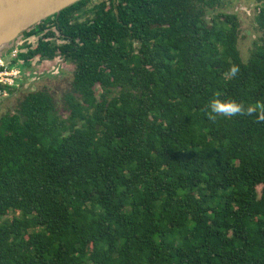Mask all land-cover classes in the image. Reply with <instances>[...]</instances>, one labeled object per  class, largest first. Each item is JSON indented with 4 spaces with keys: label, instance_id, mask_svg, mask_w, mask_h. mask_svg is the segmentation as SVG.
<instances>
[{
    "label": "trees",
    "instance_id": "16d2710c",
    "mask_svg": "<svg viewBox=\"0 0 264 264\" xmlns=\"http://www.w3.org/2000/svg\"><path fill=\"white\" fill-rule=\"evenodd\" d=\"M89 1L54 15L67 117L44 90L0 116V264H264V41L242 61L224 0Z\"/></svg>",
    "mask_w": 264,
    "mask_h": 264
},
{
    "label": "flooded vegetation",
    "instance_id": "af4514ba",
    "mask_svg": "<svg viewBox=\"0 0 264 264\" xmlns=\"http://www.w3.org/2000/svg\"><path fill=\"white\" fill-rule=\"evenodd\" d=\"M101 2L108 6L111 3V0H90L87 5L93 7ZM91 7L83 10L86 12V14H84L82 11L74 13L73 17L69 20L70 23L78 22V20L81 21L84 18L91 19ZM57 19V16L54 15L47 17L36 24H40V28L34 25L33 27L22 32L10 44L5 55L7 57L8 51L12 48H16L19 52V56L13 61V63L21 64L24 68V73L22 72L23 76L20 80L19 86L16 89H11L8 91V97L9 95H15L18 92L23 93L24 97L27 95V93L35 92L37 91L36 89H41L43 86H46L45 88H47L48 85L51 86L57 81L67 78L72 79L75 70L74 63L73 61H70V59L65 58L61 52L62 47H66L70 39L64 36L60 28L53 22ZM46 30H48L47 36L49 37L41 36V34ZM51 37H55L57 39L52 40ZM58 39L65 40L67 43L60 45V43H58ZM40 44L54 47V49H56L55 56L48 59L41 58L40 55H31V53L37 49ZM31 88H35V90H31Z\"/></svg>",
    "mask_w": 264,
    "mask_h": 264
},
{
    "label": "rangeland",
    "instance_id": "374dc122",
    "mask_svg": "<svg viewBox=\"0 0 264 264\" xmlns=\"http://www.w3.org/2000/svg\"><path fill=\"white\" fill-rule=\"evenodd\" d=\"M260 6L253 0H224L221 7L209 13L207 16V19H212L215 16L221 18L226 14L236 17L238 23L237 49L242 61H246L250 57L255 48V44L259 45L264 41V30H260L255 22V16ZM71 80V78H67L57 81L58 83L56 82L51 86L48 85L47 88L43 86L41 89H36L37 91L45 90L53 97L57 113L62 118H66L68 113L61 101V97L69 91ZM31 90H35V88H31ZM94 91L96 96L101 93L99 86H95ZM117 91L118 89L112 90L110 95H117ZM23 95V93L18 92L15 95H9L7 98H1L0 116L13 112L22 100ZM19 215L18 212H9L2 220H10L13 216L18 217Z\"/></svg>",
    "mask_w": 264,
    "mask_h": 264
},
{
    "label": "water",
    "instance_id": "95a60500",
    "mask_svg": "<svg viewBox=\"0 0 264 264\" xmlns=\"http://www.w3.org/2000/svg\"><path fill=\"white\" fill-rule=\"evenodd\" d=\"M81 0H0V57L22 32Z\"/></svg>",
    "mask_w": 264,
    "mask_h": 264
},
{
    "label": "built area",
    "instance_id": "2783aa9c",
    "mask_svg": "<svg viewBox=\"0 0 264 264\" xmlns=\"http://www.w3.org/2000/svg\"><path fill=\"white\" fill-rule=\"evenodd\" d=\"M47 33L48 30L44 31L41 36L49 37L47 36ZM51 39L56 40L57 38L51 37ZM58 43H60V45H64L67 41L58 39ZM5 54L0 57V99L8 97V91L16 89L19 86L24 73V68L21 64L13 63V61L19 56L17 49H10L7 57Z\"/></svg>",
    "mask_w": 264,
    "mask_h": 264
},
{
    "label": "clouds",
    "instance_id": "9594fccd",
    "mask_svg": "<svg viewBox=\"0 0 264 264\" xmlns=\"http://www.w3.org/2000/svg\"><path fill=\"white\" fill-rule=\"evenodd\" d=\"M238 72V68L235 66L230 67L229 74L235 75ZM7 98V97H6ZM208 116L213 118L214 115L219 114L223 117H231L242 112H247L248 114L252 113L254 110L258 113L262 109V105L257 103L254 107L249 106L246 110L242 107L241 104H238L234 101L221 102L219 99L213 98L208 103ZM258 118H264V116H258Z\"/></svg>",
    "mask_w": 264,
    "mask_h": 264
}]
</instances>
